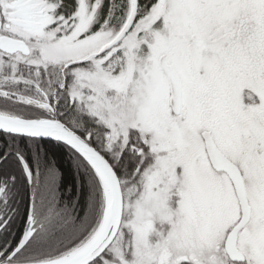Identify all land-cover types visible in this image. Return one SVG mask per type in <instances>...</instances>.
<instances>
[{
	"label": "snow or ice",
	"instance_id": "obj_1",
	"mask_svg": "<svg viewBox=\"0 0 264 264\" xmlns=\"http://www.w3.org/2000/svg\"><path fill=\"white\" fill-rule=\"evenodd\" d=\"M0 264H264V0H0Z\"/></svg>",
	"mask_w": 264,
	"mask_h": 264
},
{
	"label": "trees",
	"instance_id": "obj_2",
	"mask_svg": "<svg viewBox=\"0 0 264 264\" xmlns=\"http://www.w3.org/2000/svg\"><path fill=\"white\" fill-rule=\"evenodd\" d=\"M60 167H61V170L64 172V179H65V182H70L71 179H72V174H71V170H70V167H69V164L67 162V159H63L61 160L60 162Z\"/></svg>",
	"mask_w": 264,
	"mask_h": 264
}]
</instances>
